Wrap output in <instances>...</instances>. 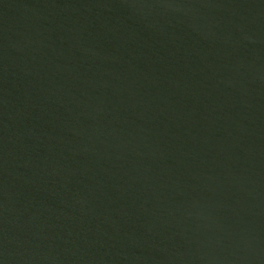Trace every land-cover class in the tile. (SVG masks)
Segmentation results:
<instances>
[{
	"label": "water",
	"instance_id": "95a60500",
	"mask_svg": "<svg viewBox=\"0 0 264 264\" xmlns=\"http://www.w3.org/2000/svg\"><path fill=\"white\" fill-rule=\"evenodd\" d=\"M0 264H264V0H0Z\"/></svg>",
	"mask_w": 264,
	"mask_h": 264
}]
</instances>
